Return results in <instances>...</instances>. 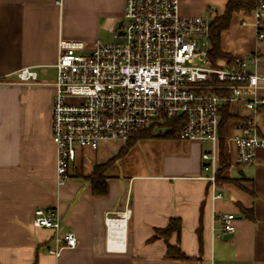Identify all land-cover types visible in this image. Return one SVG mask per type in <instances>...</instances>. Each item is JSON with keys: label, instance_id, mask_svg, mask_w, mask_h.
I'll return each instance as SVG.
<instances>
[{"label": "crops", "instance_id": "obj_1", "mask_svg": "<svg viewBox=\"0 0 264 264\" xmlns=\"http://www.w3.org/2000/svg\"><path fill=\"white\" fill-rule=\"evenodd\" d=\"M228 1L178 0L179 12L214 19ZM124 7L125 0H0V264H264V148L253 162L237 163L241 106H231L236 117L227 129L230 173L239 183L217 184L214 190L208 179L212 168L202 158L210 143L167 138L158 142L159 154L140 164L131 161L135 148L130 151L122 159L124 171L113 161L104 173L105 194L94 193L89 176L120 150L107 146L108 140L98 148H78L71 177L59 182L51 134L59 52L113 41ZM221 49L229 58H249L260 50L249 68L262 77L258 93L264 98V44L257 40L255 18L235 13L222 33ZM27 66L37 78L24 82L17 71ZM256 119L264 135V107ZM215 191L222 197L214 199ZM241 206L253 210L252 219ZM39 207L57 210L60 233L74 232L75 247L59 255L47 252L56 246L55 232L33 226ZM124 212L123 242L114 245L105 219ZM224 214L235 216L232 236L222 229ZM172 217L181 218L179 244L187 259L167 256L168 243L178 242L176 233L168 243L149 241Z\"/></svg>", "mask_w": 264, "mask_h": 264}, {"label": "built area", "instance_id": "obj_2", "mask_svg": "<svg viewBox=\"0 0 264 264\" xmlns=\"http://www.w3.org/2000/svg\"><path fill=\"white\" fill-rule=\"evenodd\" d=\"M251 15L257 40L264 44V0L257 1ZM212 20L209 15L180 14L178 0H125L123 24L113 41L92 50L61 48L51 120L60 183L71 177L78 148L127 140L162 118H184L179 139L210 143L202 158L212 168L208 179L216 190L220 125L227 106L244 111L236 121L237 163L254 161L257 150L264 148L256 119L264 98L258 93L262 77L249 68V61H257L260 50L249 58L233 56L213 64ZM17 76L26 82L36 79L37 72L27 66ZM220 197L215 191L213 198ZM114 219L127 221V214L106 217L110 238ZM234 220V214L222 215L225 233L236 232ZM32 223L54 230L56 246L48 247L49 253L59 255L78 244L74 232L60 233L62 220L55 208H36Z\"/></svg>", "mask_w": 264, "mask_h": 264}, {"label": "trees", "instance_id": "obj_3", "mask_svg": "<svg viewBox=\"0 0 264 264\" xmlns=\"http://www.w3.org/2000/svg\"><path fill=\"white\" fill-rule=\"evenodd\" d=\"M258 0H229L225 10L219 16H216L211 23L210 40H211V50L209 52L210 60L213 64H217L219 61L228 59L227 53L223 52L221 49V36L224 31L229 29L231 24V19L236 13L238 15L247 14L251 15L254 8L256 7ZM230 107L227 106L225 110L224 117L220 125V138H219V148H218V159L219 168L216 174L217 184L225 182H233L235 180L231 175V163L229 159V151L227 144V129L229 123L235 119L236 115L230 112ZM184 124V118H162L158 121L153 122L150 126L144 128L141 132L130 136L125 140V144L120 148L118 153L110 159L108 162L103 164H97L93 173L89 176L92 183V188L95 194H105L107 192V179L105 176V170L110 167L109 165L118 158H124L133 147L140 141L144 139L152 138H167V139H179L180 131ZM247 191L254 193L244 187ZM241 210L248 218H253V210L247 209L241 206ZM176 233L178 235L177 244L168 243V239ZM182 233V221L179 217H172L169 219L168 224L163 228H156L155 234L149 239V241H154L163 238L167 241V256L174 259H187V256L181 249L179 244L180 236ZM200 240L202 241V234L199 233Z\"/></svg>", "mask_w": 264, "mask_h": 264}, {"label": "rangeland", "instance_id": "obj_4", "mask_svg": "<svg viewBox=\"0 0 264 264\" xmlns=\"http://www.w3.org/2000/svg\"><path fill=\"white\" fill-rule=\"evenodd\" d=\"M113 36V35H112ZM112 41V37H110L107 42H110ZM51 73V72H50ZM46 75L44 76H40V79L42 77H45ZM47 77V76H46ZM161 138L159 139H153V140H148V141H144V142H141V140L138 142V144H136V146L133 147L134 151H133V155H132V158L134 159H131V161L133 163H136L138 162L137 160L140 161V159H143L142 161H145L146 159L148 158H152L154 154H159V151L158 150V144L162 141L160 140ZM159 142V143H158ZM174 141L171 140V143H173ZM125 144V140L123 139H119V140H108L107 141V146L111 147V148H121L123 145ZM132 149V150H133ZM131 150V151H132ZM153 152V153H152ZM118 153V152H117ZM116 153V154H117ZM121 159V160H120ZM123 158H118L116 159L115 161H118V167H116V170L118 171H124L125 169V166L123 164ZM139 164L141 163L138 162Z\"/></svg>", "mask_w": 264, "mask_h": 264}, {"label": "bare ground", "instance_id": "obj_5", "mask_svg": "<svg viewBox=\"0 0 264 264\" xmlns=\"http://www.w3.org/2000/svg\"><path fill=\"white\" fill-rule=\"evenodd\" d=\"M126 220L125 219H122V220H117V219H114V220H110V234H111V242L112 244L114 245H118L116 244V238L119 237V238H122V242H123V237H122V230H121V227L123 226V223L125 222ZM119 243H122L121 240H118Z\"/></svg>", "mask_w": 264, "mask_h": 264}, {"label": "water", "instance_id": "obj_6", "mask_svg": "<svg viewBox=\"0 0 264 264\" xmlns=\"http://www.w3.org/2000/svg\"><path fill=\"white\" fill-rule=\"evenodd\" d=\"M123 24V20L120 22L119 26ZM233 234H229L228 236H232Z\"/></svg>", "mask_w": 264, "mask_h": 264}]
</instances>
